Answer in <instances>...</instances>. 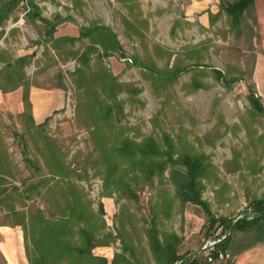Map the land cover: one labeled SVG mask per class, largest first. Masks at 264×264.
Listing matches in <instances>:
<instances>
[{
    "label": "rangeland",
    "instance_id": "obj_1",
    "mask_svg": "<svg viewBox=\"0 0 264 264\" xmlns=\"http://www.w3.org/2000/svg\"><path fill=\"white\" fill-rule=\"evenodd\" d=\"M27 1L19 0L0 23V53L7 60L32 53L30 61L22 67L24 78L36 93H44L45 101L49 102L46 121L38 131L49 135L64 153L70 176L75 178L79 174L75 181L90 201V207L96 211L98 203L102 204L104 227L98 231L100 236L106 238L108 232L114 235L120 231L126 242L137 246L140 255L153 263L144 228L155 211L158 226L180 237L179 253L197 247L204 237L206 223L199 205L186 202L179 208L173 203L167 209L168 214L159 209L153 211L155 202L172 193V185L165 178L162 183H157V177L146 184L133 181L128 188L133 190L132 195L127 189L101 195L104 187L97 152L89 136L91 122L83 112L75 110L81 93L70 74L77 65L71 50L83 48L88 41H76L73 46L66 42L57 50L52 49L44 24L37 19L26 20ZM32 1L42 16L51 20L56 15L63 17L55 24L54 36L76 35L79 25L90 22L104 24L115 33L123 56L112 52L97 59L92 54L89 61L91 65L100 62L122 84L117 94L122 101L121 110L115 112L114 124L134 139L147 134L157 136L162 129L175 141H185L206 154L211 167L202 179L201 197L213 214L230 219L249 200L264 195V115L249 114L243 80L225 87L210 72V67L227 69L250 81L264 110V0H256L238 32L228 29L223 14L213 24L201 27L197 22L200 12L185 14L190 0H136L133 14L129 16L127 9L116 0ZM123 16L133 19L139 34L123 22ZM134 56L142 60L149 57L157 67L170 66L176 60L187 67L170 83L153 85L144 75V68L133 63ZM192 77L202 85L192 89L189 85ZM7 79L0 75V85H12ZM60 83L62 86H58ZM14 89L21 94L20 86ZM14 89H0V134L12 161L10 174L4 177L5 185L10 181L18 184L37 173L29 162L31 159L41 162L35 148L36 143L40 144L39 136L26 117L18 115L13 103ZM41 170L45 174L43 166ZM15 204L19 202L15 200ZM33 204L45 213L52 209L48 194L33 195L32 192L25 208ZM10 221L8 213L0 211V226L15 229L9 225ZM120 244L121 240L116 238L109 245L94 246L91 252L105 256L109 264ZM0 264L6 263L0 258Z\"/></svg>",
    "mask_w": 264,
    "mask_h": 264
},
{
    "label": "trees",
    "instance_id": "obj_2",
    "mask_svg": "<svg viewBox=\"0 0 264 264\" xmlns=\"http://www.w3.org/2000/svg\"><path fill=\"white\" fill-rule=\"evenodd\" d=\"M116 1L127 9V15L133 14L132 6L136 5V0ZM18 2L19 0H0V23L9 16ZM27 3L29 9L25 14L26 20L33 22L37 19L44 24L45 34L49 37L52 49L57 50L60 44L66 42L73 46L76 41H88L83 48L71 50L77 65L70 74L71 81L81 93L76 99L75 110L77 113L83 112L91 122L89 136L93 149L97 152V165L104 187L101 195L107 196L111 190L124 192L125 189L132 195L133 190L128 188L133 181L146 184L152 181L153 177H157V183H162L165 178L172 185V193L155 202L153 211L159 209L168 214L167 209L173 203L179 208L186 202L197 204L205 216L206 237L215 222L208 202L201 197L202 179L210 172L211 167L208 156L196 151L185 141H175L165 130L161 129L157 136L147 134L134 139L114 124V114L121 110L122 101L117 94L122 84L116 75L100 62L91 65L89 61L92 54L97 59L112 52L123 56L115 33L104 24L90 22L87 25H79L76 35L54 36L52 33L55 24L63 17L56 15L52 20L48 19L39 13L32 0ZM253 5L254 0H218L215 12L207 11L208 25L213 24L215 19L223 14L228 29L238 32L245 14L253 9ZM122 20L134 33H140L133 19L123 16ZM155 49L159 47L155 45ZM164 52L169 56V52ZM31 57L32 53H26L7 60L0 53V75L4 79L7 77L12 83L8 87L0 85V89L9 91L21 87L22 109L17 113L26 117L40 139V144L36 143L35 148L41 162L37 158L29 161L38 172L21 179L18 184L10 181L5 185L4 177L10 174L12 161L0 134V211L8 213L11 217L10 226H18L21 236V251L18 255L24 264H107L105 256L93 254L91 249L96 245H109L116 238L121 240L120 248L113 251L109 264H176L177 261L178 264H231L234 254L264 242V195L249 200L247 205L253 212L252 217L243 216L232 223L230 219L221 217L223 224L230 228L228 235L219 245L228 254L224 259H218L213 254L207 259L199 250L204 237L194 249L179 253L180 237L174 231L158 226L155 211L144 228L147 248L153 263L140 255L137 246L126 242L120 231L114 235L108 232L106 238L100 236L98 231L104 227L102 204L98 203L96 211L90 207V201L75 181V178L80 177L79 174L76 173L75 178L70 176L71 169L63 159L64 153L51 141L49 135L38 131L47 116L38 123H34L31 117L28 88L32 84L24 78L22 71L23 65L28 63ZM132 59L133 63L144 68V75L153 85L170 83L187 67L177 60L170 66L157 67L149 57L142 60L134 56ZM210 72L212 78L220 81L225 87H229L234 81L243 80L247 90L249 114L254 117L264 115L261 98L250 81L230 73L227 69L223 71L210 67ZM191 80L189 85L192 89L202 85L195 77ZM137 90L136 88L133 92ZM25 129L27 130L28 126H25ZM42 166L46 170L45 174L41 170ZM32 192L33 195H49L52 206L49 213H45L39 205L33 204L25 208ZM160 195L162 196V188ZM15 200L19 205L15 204ZM0 258L7 264L1 252Z\"/></svg>",
    "mask_w": 264,
    "mask_h": 264
},
{
    "label": "crops",
    "instance_id": "obj_3",
    "mask_svg": "<svg viewBox=\"0 0 264 264\" xmlns=\"http://www.w3.org/2000/svg\"><path fill=\"white\" fill-rule=\"evenodd\" d=\"M256 3V0H254ZM218 3V1H216ZM217 3L212 0H190L185 7V14H190L193 11L200 12L198 23L202 26L208 25L207 11L215 12ZM188 19V17H186ZM205 22L206 25H205ZM13 103L16 111L22 109V103L18 89L13 90ZM36 89L32 86L28 88V99L30 102V114L34 123L40 122L46 116L49 102L45 101L44 93H36ZM39 94H41L39 96ZM9 103V102H8ZM7 103V105H8ZM0 252L7 262V264H18L22 258L18 255L20 249L21 236L19 234L18 226L15 229L10 227L0 226ZM6 230V231H4ZM20 254V253H19ZM231 264H264V242H259L245 248L232 256Z\"/></svg>",
    "mask_w": 264,
    "mask_h": 264
},
{
    "label": "built area",
    "instance_id": "obj_4",
    "mask_svg": "<svg viewBox=\"0 0 264 264\" xmlns=\"http://www.w3.org/2000/svg\"><path fill=\"white\" fill-rule=\"evenodd\" d=\"M215 218L214 225L212 226L210 233L203 238L199 250L202 251L204 255L207 256V259L211 258V255H215L218 259H224L227 257V252L223 251L219 246L220 243L228 235L230 228L225 226L218 215L213 214ZM253 212L250 206L245 205L238 209L231 217L230 223L234 222L240 217L245 216L246 218L252 217ZM178 264V261L177 263Z\"/></svg>",
    "mask_w": 264,
    "mask_h": 264
}]
</instances>
